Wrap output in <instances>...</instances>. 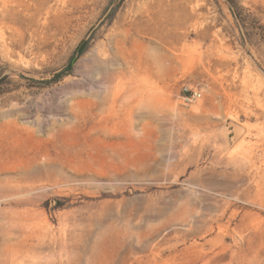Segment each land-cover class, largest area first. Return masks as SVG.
Returning <instances> with one entry per match:
<instances>
[{"label": "rangeland", "instance_id": "obj_1", "mask_svg": "<svg viewBox=\"0 0 264 264\" xmlns=\"http://www.w3.org/2000/svg\"><path fill=\"white\" fill-rule=\"evenodd\" d=\"M235 1L0 0V264H264V0Z\"/></svg>", "mask_w": 264, "mask_h": 264}, {"label": "trees", "instance_id": "obj_2", "mask_svg": "<svg viewBox=\"0 0 264 264\" xmlns=\"http://www.w3.org/2000/svg\"><path fill=\"white\" fill-rule=\"evenodd\" d=\"M225 2L228 4L229 6V9L231 11V14L233 15V17L235 19H237V12L239 10V6L236 4V1L235 0H225ZM115 9H113V11L111 12L110 16H109V20L112 18V15L114 13ZM88 46V42H84L82 44H80L77 49H76V53L77 55H81L84 53V51L86 50ZM64 73L66 72H63V73H60L58 74V78L62 77L64 75Z\"/></svg>", "mask_w": 264, "mask_h": 264}, {"label": "built area", "instance_id": "obj_3", "mask_svg": "<svg viewBox=\"0 0 264 264\" xmlns=\"http://www.w3.org/2000/svg\"><path fill=\"white\" fill-rule=\"evenodd\" d=\"M201 97V92L196 88H190L183 85L180 88V99L185 103L189 104Z\"/></svg>", "mask_w": 264, "mask_h": 264}, {"label": "bare ground", "instance_id": "obj_4", "mask_svg": "<svg viewBox=\"0 0 264 264\" xmlns=\"http://www.w3.org/2000/svg\"><path fill=\"white\" fill-rule=\"evenodd\" d=\"M26 158L33 160V161H37L38 159H40V155L39 152H34L32 155H28V154H24Z\"/></svg>", "mask_w": 264, "mask_h": 264}]
</instances>
